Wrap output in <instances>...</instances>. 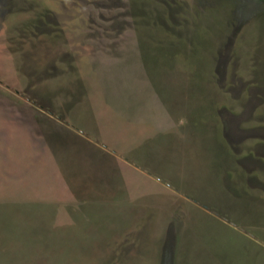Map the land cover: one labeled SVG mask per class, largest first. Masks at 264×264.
<instances>
[{"label": "rangeland", "instance_id": "374dc122", "mask_svg": "<svg viewBox=\"0 0 264 264\" xmlns=\"http://www.w3.org/2000/svg\"><path fill=\"white\" fill-rule=\"evenodd\" d=\"M0 264H264V2L0 0Z\"/></svg>", "mask_w": 264, "mask_h": 264}, {"label": "trees", "instance_id": "16d2710c", "mask_svg": "<svg viewBox=\"0 0 264 264\" xmlns=\"http://www.w3.org/2000/svg\"><path fill=\"white\" fill-rule=\"evenodd\" d=\"M254 1H263L264 2V0H254Z\"/></svg>", "mask_w": 264, "mask_h": 264}]
</instances>
